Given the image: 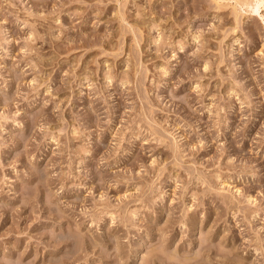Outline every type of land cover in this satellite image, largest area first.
I'll return each instance as SVG.
<instances>
[{
    "label": "rangeland",
    "instance_id": "374dc122",
    "mask_svg": "<svg viewBox=\"0 0 264 264\" xmlns=\"http://www.w3.org/2000/svg\"><path fill=\"white\" fill-rule=\"evenodd\" d=\"M0 264H264V0H0Z\"/></svg>",
    "mask_w": 264,
    "mask_h": 264
}]
</instances>
